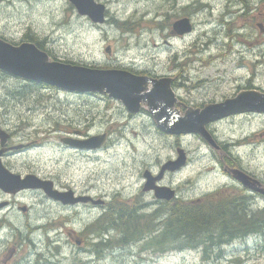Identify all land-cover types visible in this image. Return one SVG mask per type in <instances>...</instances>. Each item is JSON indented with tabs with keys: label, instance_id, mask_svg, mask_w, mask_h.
Segmentation results:
<instances>
[{
	"label": "rangeland",
	"instance_id": "rangeland-1",
	"mask_svg": "<svg viewBox=\"0 0 264 264\" xmlns=\"http://www.w3.org/2000/svg\"><path fill=\"white\" fill-rule=\"evenodd\" d=\"M95 1L106 4L109 11L103 23L78 14L69 0H0V36L9 43L26 41L25 37L42 42L59 61L66 63L122 69L121 65L136 62L142 69L156 68L154 72L159 75L177 73L173 71V65L181 61L173 59L177 50L190 59L191 80L185 83L201 86L194 92H235L236 81L241 79L244 83L248 78H255L264 88V32L258 25L264 23V0H247L248 10L234 14L242 0H179V11L185 8L190 12L185 4H193L192 31L184 39L170 34L174 20L170 0ZM228 31L234 35L232 38ZM42 85L0 71V128L12 134L17 144L27 145L17 153L19 166L39 178L53 176L59 178V183L71 186H88L96 180L98 193L102 189H124L123 200L131 203L137 202L144 169L155 165L159 157L175 154L171 145L178 140L190 157L172 179L181 194L186 199L223 195L219 188L224 181L217 161L220 155L210 151L200 136L177 138L162 132L149 113L129 117L114 101ZM79 116H87L95 123L92 129L99 133L93 136L104 135V131L109 137L107 147L91 153V157L68 148L63 151L58 143L62 132L70 130V124ZM212 130L243 165L264 176V111L226 116L221 122L216 121ZM37 194L31 195L34 216L28 239L19 217L16 232L9 228L0 232V254L14 248L7 264H264V234L233 241L219 260L203 259L197 248L163 253L141 251L143 241L115 247L110 243L108 248L100 247V255H96L90 240L79 248L69 237V233L75 237L84 228L87 231L90 225L82 219L86 211L81 209L78 219L79 214L73 210L41 204ZM150 196L143 195V201L149 202ZM24 201L28 203L29 199ZM258 208L263 206L259 204ZM115 234V230H110L108 239L112 241ZM0 256L1 260L3 255Z\"/></svg>",
	"mask_w": 264,
	"mask_h": 264
},
{
	"label": "flooded vegetation",
	"instance_id": "flooded-vegetation-1",
	"mask_svg": "<svg viewBox=\"0 0 264 264\" xmlns=\"http://www.w3.org/2000/svg\"><path fill=\"white\" fill-rule=\"evenodd\" d=\"M246 1L247 0H242V2H239V4L237 5L238 8L235 11H233V14L237 12L242 13L241 11L242 9L248 10V3H246ZM95 2L99 3L98 1H95ZM180 4L181 3L179 2V0H170V10L173 12L172 15H174V20L171 22V26L175 20L181 17H188L193 25V21H192L193 12L191 11V8H193V4L191 2H188V3L186 2L187 5L185 4L186 8L188 7L190 8V12L185 11V8H183L184 11H179ZM104 6H105V16H106L109 13V11L106 7V4H104ZM230 13H232V11ZM168 15L170 14H166V16ZM224 22L225 21L223 20L222 23L224 24ZM258 25L261 31L264 32V23L259 22ZM170 34L177 39H184V37L188 33L178 34L176 33V31H173V29L171 28ZM227 35L230 36L231 38L234 36L231 33H229V31L227 32ZM0 38L5 40L4 37L0 36ZM25 39H27L26 40L27 42L34 43L37 46V48L46 52L50 60H58V58H56L49 51V49L43 45L42 42H34L32 40L30 41V39L28 40L27 37H25ZM22 42H25V41H22ZM22 42H19V43L12 42V43L20 44ZM173 59H175V61H177L178 59L181 60L177 64L173 65L175 68L173 71H177L176 74L173 72H168V73L159 75L158 72H154V71H157L156 68H153V69L143 68L142 69V67H140L141 64L136 63V62H132L129 65H121V67L119 68H122L124 70H127L131 73H134L140 76H146V77L157 78V79H160V78L167 79L169 90H170L169 91L170 100H171L170 108L176 113H179L181 116L190 110H202L206 106L222 103L228 99H233L239 93L244 92V91L264 92V88L259 86L256 83L255 78L254 80H252V78H248L247 80H245L244 83L241 81V79L240 81H236L237 85L235 86V90H234L235 92H231V93L221 94L219 92H214L210 94V89L197 90L196 92H194V90L196 89L197 86H199V84L196 83L198 85H189L188 83L187 84L185 83L186 81L191 80V77L188 71V65L190 62L188 55L187 54L180 55L179 51L176 50L174 53ZM251 75L255 76L254 73ZM200 87L201 86H199L198 88ZM149 88L150 86L147 87V89ZM86 93L91 95L92 97L108 99L109 101H114L115 103H118L119 107L123 108L124 113L127 114L129 117L139 116V115H142L143 113H149L146 101H141L139 103L138 112L131 113L126 110L125 106L121 103V101L115 98H112L108 96L107 94H101L99 92H86ZM71 94H78V93H71ZM248 112L253 113L255 111H245V112H240V113L243 114V113H248ZM228 117L230 116H227V118ZM223 119H220L217 121L221 122ZM86 122H89V123H86ZM215 122L208 123L206 125V128L208 129L211 136L213 137L217 148L214 147L213 145H210L207 141H205V139L204 141L207 143L208 149L210 151L218 152V154L220 155L217 161L221 169L224 181L222 183V186H219V188L223 190L224 197L227 198L230 196H234L238 200V203H242L246 205V207L251 206L252 208H258L259 204H261L264 208V193L253 190L249 188L248 186H246L245 184H243L240 180L234 177L232 170L239 169L243 171L250 178H253L259 182V185L256 184V187H261L263 189H264V176H260L256 172L249 170L245 165L241 163L239 156L233 155L232 151H230V148L226 146V143L219 141L216 138V135H215L216 133L212 132L213 131L212 125ZM94 124L95 123L89 120L87 116L85 117L79 116V119L77 121H74L73 124H70L71 126L70 130L63 131L62 134L59 136L58 143L59 145H61V149L63 151L66 150V148L72 149L75 153L78 152V155H80L82 152H85L87 156L91 157L92 156L91 153H95L96 151H100L106 148L109 142V137L107 133L104 131H102V133H105L104 140L100 143L99 146H96V147H77V146L70 145L69 143L63 141V139L69 140V138H74L77 140L89 139L91 136L99 133L96 130L92 129ZM172 136L177 137V138L185 137V135H172ZM26 146L27 145L17 144L16 142H14L12 140V134L8 132V138L5 144L3 146L0 145V149L4 148V152L0 154V161H1L2 166L7 171L13 174H19L21 175V177H25L27 174L33 173V172H29L27 168H24L22 165L19 166L16 163V158L19 155L17 154L18 151L25 148ZM179 147H183L182 143L178 140L174 141L171 145V148L174 149L175 154L174 153L169 154L167 157L162 158V159L159 157L155 165H150V164L147 165V167L144 169V172L140 176L143 182L141 183V188H140L141 191H139L136 196L137 202L134 201V202L129 203L128 201H124L123 199L125 197L124 195H122L124 194V191H125L124 189L122 190L102 189L101 192L99 193L96 192L97 190L96 180L93 182H90L92 184L88 186L84 184L80 186H71L70 184L59 183L58 181L59 178L55 179V177L53 176H44V175L41 176V179L43 178V180H47L51 182L53 189L60 190V191L70 190L73 192L74 196L86 198V200H80L75 204H63L60 201H57L47 196L41 189L25 188V189H21L15 192H7L0 188V232L4 228H9L10 232H16L17 227L15 225V222L17 218L19 217L20 221L24 224L23 226L26 227L25 233L28 239L29 229L30 227H32V224H33L34 202H33V198L31 195H33L34 192L38 193L37 195H40L38 200L41 202V204H49V205L55 204L56 206L67 210V212L73 210L77 215L79 214L78 219H81L80 210L84 209L86 211V214L84 215L82 219L83 220L85 219L84 224L88 226L91 224H94L98 219H101L106 213V211L113 208L115 204L117 205L123 204V203L134 204V205L139 204L137 206H141L142 208H148L150 206L158 207L159 205H161V203L165 201H171V200L157 198L153 190L144 189L145 187L144 180L145 182H147L146 177L144 176V173L145 172L148 173L150 178L155 177L159 173L160 167L162 166L163 162L169 159H175L177 157L176 155H177V150ZM82 155H84V153H82ZM189 158L190 157L188 156V153L185 150V164L181 168L177 169V171L176 170L174 172L165 171L162 178L160 180H156L154 182V185H157V186L166 185V186L173 188L175 190V197L173 199L175 198L181 199V200L186 199L183 196V194H181L178 188V184L174 183L172 179L176 177V174L179 173L181 169L187 165V163L189 162ZM151 166L155 168H151ZM33 174H36V173H33ZM147 194L151 195L150 196L151 199L149 202H144L143 195H147ZM178 195H180L181 197H179ZM25 199H29L28 203L24 201ZM98 209H100L101 211L98 213L95 219H92L94 214L98 212ZM100 232H101L100 236H97V234L94 231H92L91 234H87V231H85V228H84L83 231L80 232L81 235L77 234L74 237V235L69 233V237L71 240L75 242V244L79 248H83L85 244H88L87 243L89 242L88 240H90V243L93 248L92 251L96 254L95 247H96L98 239L101 238L102 241H105V240H108L109 238L107 230L105 231V229L102 228ZM95 235L97 236L95 237V239L90 238V237H94ZM7 236L9 237L10 235H7ZM13 253H14V248L11 250H4L0 254V255H3L2 259L0 260V263L7 264L9 260L11 259Z\"/></svg>",
	"mask_w": 264,
	"mask_h": 264
},
{
	"label": "water",
	"instance_id": "water-1",
	"mask_svg": "<svg viewBox=\"0 0 264 264\" xmlns=\"http://www.w3.org/2000/svg\"><path fill=\"white\" fill-rule=\"evenodd\" d=\"M80 15L89 17L94 23L105 21V6L94 0H69ZM173 31L178 34L191 31L189 18H181L173 22ZM109 52V48H106ZM0 70L9 75L32 82L44 83L69 92H99L115 98L125 106L127 111L136 113L139 103L146 101L148 111L155 120L156 126L164 133L171 135L197 134L210 145L217 148L214 139L207 130L210 122L226 116L245 111H264V92L244 91L235 98L222 103L206 106L202 110H190L184 115L173 111L171 106L168 80L136 75L124 69H103L75 65L58 60H50L46 52L37 48L32 42H22L18 45L0 38ZM148 84L150 88L147 89ZM8 134L0 128V145L3 146ZM104 140V135L92 136L87 140L74 138L63 139L77 147H96ZM4 148L0 149V154ZM185 164V151L178 148L177 157L162 164L159 173L150 178L144 173L147 182L145 190H153L157 198L171 200L175 190L169 186L154 185L163 173L174 171ZM235 178L249 188L264 193V189L256 187L259 182L250 178L239 169L232 170ZM150 173V172H149ZM0 188L7 192H15L25 188L41 189L47 196L62 202L74 204L84 197H76L72 191L53 189L51 182L43 180L34 174L21 177L7 171L0 161Z\"/></svg>",
	"mask_w": 264,
	"mask_h": 264
},
{
	"label": "trees",
	"instance_id": "trees-1",
	"mask_svg": "<svg viewBox=\"0 0 264 264\" xmlns=\"http://www.w3.org/2000/svg\"><path fill=\"white\" fill-rule=\"evenodd\" d=\"M102 228L108 233L115 230L116 234L112 241L98 239L96 255H100V247L108 248L110 243L115 247L143 241L141 251L197 248L203 259L219 260L233 241L264 234V208L246 207L234 196L218 197L216 193L204 198H175L152 211L123 203L115 204L86 230L100 236Z\"/></svg>",
	"mask_w": 264,
	"mask_h": 264
},
{
	"label": "bare ground",
	"instance_id": "bare-ground-1",
	"mask_svg": "<svg viewBox=\"0 0 264 264\" xmlns=\"http://www.w3.org/2000/svg\"><path fill=\"white\" fill-rule=\"evenodd\" d=\"M210 42H212V41H210ZM248 201V200H247Z\"/></svg>",
	"mask_w": 264,
	"mask_h": 264
}]
</instances>
